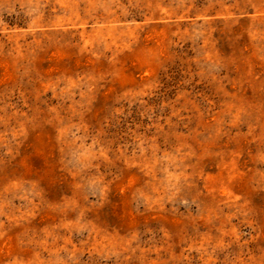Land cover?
<instances>
[{
    "label": "rangeland",
    "instance_id": "374dc122",
    "mask_svg": "<svg viewBox=\"0 0 264 264\" xmlns=\"http://www.w3.org/2000/svg\"><path fill=\"white\" fill-rule=\"evenodd\" d=\"M0 264H264V0H0Z\"/></svg>",
    "mask_w": 264,
    "mask_h": 264
}]
</instances>
